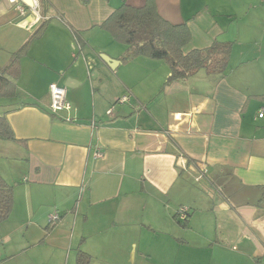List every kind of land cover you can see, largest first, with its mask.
Here are the masks:
<instances>
[{
    "label": "crops",
    "instance_id": "crops-1",
    "mask_svg": "<svg viewBox=\"0 0 264 264\" xmlns=\"http://www.w3.org/2000/svg\"><path fill=\"white\" fill-rule=\"evenodd\" d=\"M147 1L40 0L23 15L0 0V67L48 21L18 96L0 100L17 138L0 140L14 186L0 264H77L78 250L90 264H264V0H154L188 26L186 52L235 44L226 75L173 83L164 61L124 62L101 28ZM68 80L72 109L55 116L50 85Z\"/></svg>",
    "mask_w": 264,
    "mask_h": 264
},
{
    "label": "trees",
    "instance_id": "trees-1",
    "mask_svg": "<svg viewBox=\"0 0 264 264\" xmlns=\"http://www.w3.org/2000/svg\"><path fill=\"white\" fill-rule=\"evenodd\" d=\"M47 23L44 19L30 41L13 53L6 65L0 67V100L18 96L15 81L21 73V58L27 53L30 42L43 34ZM101 28L115 41L126 46L122 58L124 62L139 57L166 62L171 70L168 83L186 82L201 72L207 76L226 75L230 69L235 46L233 42L215 41L210 48L186 52L185 48L191 43L188 26L173 25L164 20L159 15L154 0H148L142 8L123 4L101 24ZM0 140L17 141L6 115L0 116ZM13 207L14 186L7 183L0 174V225L9 221ZM176 217L178 218V212ZM188 217L189 212L187 219ZM90 262L91 256L78 250L77 264Z\"/></svg>",
    "mask_w": 264,
    "mask_h": 264
},
{
    "label": "built area",
    "instance_id": "built-area-1",
    "mask_svg": "<svg viewBox=\"0 0 264 264\" xmlns=\"http://www.w3.org/2000/svg\"><path fill=\"white\" fill-rule=\"evenodd\" d=\"M11 4H14L17 6L18 10L21 14L25 15L27 10H31L35 13L39 14L41 3L40 0H8ZM39 20H42L41 16L38 18ZM49 94H50V112L51 114L55 116H59L63 113L69 112L72 109L71 102L68 98V89L64 86H60L56 83L51 84L49 88ZM130 101V98L125 96L122 97L118 104H124ZM114 108L111 109L110 113H113ZM264 116V109L262 110L260 114V118H263ZM177 119L181 120L182 115L178 114L176 116ZM68 122H73L72 119H68ZM97 155H100L99 153ZM189 210L187 208H181L178 211V219H180L181 222H184L187 220V214ZM60 219L59 214L56 212L53 215L50 216L49 222L51 224H56Z\"/></svg>",
    "mask_w": 264,
    "mask_h": 264
},
{
    "label": "water",
    "instance_id": "water-1",
    "mask_svg": "<svg viewBox=\"0 0 264 264\" xmlns=\"http://www.w3.org/2000/svg\"><path fill=\"white\" fill-rule=\"evenodd\" d=\"M108 63H109V65H110V67L113 68L112 65L115 63V61L112 60V59H109ZM74 83H75V81H73V80H68V82L66 83L65 87H66L67 89H71V88H72V84H74Z\"/></svg>",
    "mask_w": 264,
    "mask_h": 264
}]
</instances>
